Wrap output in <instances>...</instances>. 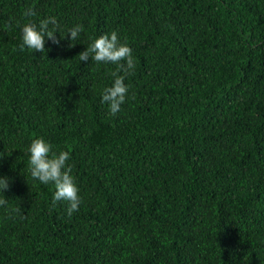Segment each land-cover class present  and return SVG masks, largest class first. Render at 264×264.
<instances>
[{"label":"trees","instance_id":"1","mask_svg":"<svg viewBox=\"0 0 264 264\" xmlns=\"http://www.w3.org/2000/svg\"><path fill=\"white\" fill-rule=\"evenodd\" d=\"M30 6L45 52L19 47ZM111 31L135 60L115 116L117 66L77 56ZM39 137L69 153L71 216L28 171ZM0 176V264H264V0H0Z\"/></svg>","mask_w":264,"mask_h":264},{"label":"clouds","instance_id":"2","mask_svg":"<svg viewBox=\"0 0 264 264\" xmlns=\"http://www.w3.org/2000/svg\"><path fill=\"white\" fill-rule=\"evenodd\" d=\"M28 22L20 26L21 44L20 50L25 48L36 52H45V40H51L58 44L55 37L58 22L56 17L49 16L39 20L38 24L31 21V17L37 16L34 6L26 8L23 12ZM51 25V27H50ZM83 31L82 24H76L70 28V41L79 38ZM90 43L84 51L77 56L80 61H94L97 64H114L116 69L110 71L112 83L106 86L101 92V102L107 104L109 113L115 116L121 111V106L128 97V86L125 84V78L135 69V60L132 55V49L127 44V38L122 43L116 31L101 34L95 37H89ZM72 44L69 45L71 47ZM33 51V52H34ZM29 153L28 171L34 180L42 184L51 183L54 186L52 197L53 206L59 201L67 202V214L71 216L73 212L79 210L81 197L76 180L72 175V167L67 164L69 153L61 150L53 151V146L46 142L43 137L33 138L27 146ZM9 187V179L0 176V206L7 207L8 199L3 197V192ZM11 212H19L18 208L10 209Z\"/></svg>","mask_w":264,"mask_h":264}]
</instances>
